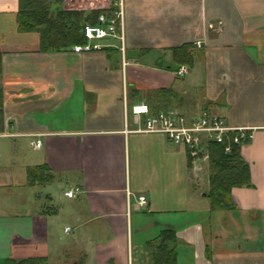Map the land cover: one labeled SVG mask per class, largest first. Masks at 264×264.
Wrapping results in <instances>:
<instances>
[{
	"label": "crops",
	"instance_id": "crops-1",
	"mask_svg": "<svg viewBox=\"0 0 264 264\" xmlns=\"http://www.w3.org/2000/svg\"><path fill=\"white\" fill-rule=\"evenodd\" d=\"M18 9L0 0V264H154L147 242L164 229L175 264H264V0H124L122 39L80 53L40 50ZM183 45L191 70L173 55ZM181 66L195 84L176 88ZM134 103L256 128L240 146L251 185L231 189L233 208L212 218L185 147L134 131ZM52 182L67 185L55 205L35 191Z\"/></svg>",
	"mask_w": 264,
	"mask_h": 264
},
{
	"label": "trees",
	"instance_id": "trees-1",
	"mask_svg": "<svg viewBox=\"0 0 264 264\" xmlns=\"http://www.w3.org/2000/svg\"><path fill=\"white\" fill-rule=\"evenodd\" d=\"M55 3V2H54ZM53 3V4H54ZM51 0H19L16 13L17 29L20 32H34L39 36V47L42 51H56L75 45L84 44L83 28L95 24L99 10L94 11L91 20L82 11H69L52 8ZM82 20L84 22H82ZM174 57L180 61L191 62L193 54L186 46L172 49ZM208 191L212 209H231V189L250 186V172L247 163L240 156V146L232 145L230 153L224 152L223 145H208ZM31 182L39 176L38 169L28 172ZM177 243L176 233L164 229L158 237L147 242V248L153 257L154 264H175ZM5 264H46L44 259L31 257L20 260L7 259Z\"/></svg>",
	"mask_w": 264,
	"mask_h": 264
},
{
	"label": "built area",
	"instance_id": "built-area-1",
	"mask_svg": "<svg viewBox=\"0 0 264 264\" xmlns=\"http://www.w3.org/2000/svg\"><path fill=\"white\" fill-rule=\"evenodd\" d=\"M90 5L100 12L97 15L95 24L85 25L83 36L87 40L84 44H77L73 47L75 52L89 51L98 48V45L91 44V41L101 40L106 37L122 39L124 24V0H86ZM186 73V68L181 66L177 75ZM129 110L135 122L143 119V127L134 131L146 133H158L164 135L172 143L185 147L189 162L194 172L202 169L201 161H208V145L211 143L220 144L224 147L225 153H230L232 145H243L253 138L255 127L238 126L232 127L218 115L210 113L207 109L201 110L197 115L188 116L179 110H159L152 112L146 103H134ZM125 111V119L127 117ZM128 132V130H126ZM40 141L35 142V147ZM79 191L74 187L64 192L66 197H75ZM140 204L145 203V197L138 198ZM70 227L64 229L68 232Z\"/></svg>",
	"mask_w": 264,
	"mask_h": 264
},
{
	"label": "rangeland",
	"instance_id": "rangeland-1",
	"mask_svg": "<svg viewBox=\"0 0 264 264\" xmlns=\"http://www.w3.org/2000/svg\"><path fill=\"white\" fill-rule=\"evenodd\" d=\"M51 4H53V5H51L53 9L56 8V9L69 10V11L85 12L84 14L88 15V17H86V18H88L86 22H89V20H91L89 18H91V16L93 15L90 12L93 11L92 13H94V11L98 10L97 8L90 5L86 0H51ZM82 22H84V21L82 20ZM201 57H202L201 52L196 51L195 55H194V60L196 59V61H197V58H198V62H196V64L194 65V69H195L194 71L197 72V75H198V72L201 71V67H202L203 61H202V59H200ZM193 63H195V62H193ZM186 66H187V69L191 70L193 65H191V62H186ZM197 81H198V78L197 79L195 77L193 78L192 74H190V75L186 74L183 77H178L175 84H176V88H177V86H186L187 87V86H189V84H195ZM198 85L203 86L202 82L197 83L195 85L196 89H197ZM198 90H199V92H203V89L198 88ZM128 111H127V113H128ZM180 111H181V109H180ZM181 112H183V111H181ZM129 113H130V111H129ZM183 113L185 114V112H183ZM200 164L202 166V169L200 170L199 174H201L203 176L204 182L208 181V179H207L208 173H209L208 161L207 162L201 161ZM202 185H203V183H202ZM205 185L207 187V184H205ZM65 187H67V185L65 183L62 186V185L57 184V182H52L46 186H40V187L35 188V191L39 195H43L46 192H49V194L52 197V204L55 205V203L58 204V202H57L58 195L61 194V192H62L61 190L64 189ZM218 215H219L218 209H213L212 218L218 219Z\"/></svg>",
	"mask_w": 264,
	"mask_h": 264
}]
</instances>
